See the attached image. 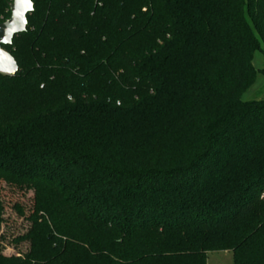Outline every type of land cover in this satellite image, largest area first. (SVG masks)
<instances>
[{"label": "trees", "instance_id": "trees-1", "mask_svg": "<svg viewBox=\"0 0 264 264\" xmlns=\"http://www.w3.org/2000/svg\"><path fill=\"white\" fill-rule=\"evenodd\" d=\"M32 1L0 74V228L1 182L34 190L31 245L0 264H264V0Z\"/></svg>", "mask_w": 264, "mask_h": 264}, {"label": "rangeland", "instance_id": "rangeland-1", "mask_svg": "<svg viewBox=\"0 0 264 264\" xmlns=\"http://www.w3.org/2000/svg\"><path fill=\"white\" fill-rule=\"evenodd\" d=\"M13 0H8L12 2ZM6 21V20H5ZM253 65L257 72L254 86L244 95L245 101L264 99V55L258 50L254 54ZM1 200L4 213L0 228V255L6 258L24 259L30 252V240L26 237L30 229L28 217L35 205V193L32 189H18L1 182ZM19 210L23 212L20 214ZM231 251L210 252L207 264H233Z\"/></svg>", "mask_w": 264, "mask_h": 264}, {"label": "clouds", "instance_id": "clouds-1", "mask_svg": "<svg viewBox=\"0 0 264 264\" xmlns=\"http://www.w3.org/2000/svg\"><path fill=\"white\" fill-rule=\"evenodd\" d=\"M15 4L17 7L13 15L21 21V24L17 26V24L12 23L10 27H7L6 35L4 38H0V43L11 44L14 33L26 30L24 25L27 24V20L24 17V13L27 11H34L32 0H15ZM0 71L13 74L18 71V66L14 58L3 50H0Z\"/></svg>", "mask_w": 264, "mask_h": 264}, {"label": "water", "instance_id": "water-1", "mask_svg": "<svg viewBox=\"0 0 264 264\" xmlns=\"http://www.w3.org/2000/svg\"><path fill=\"white\" fill-rule=\"evenodd\" d=\"M32 3H33V5H34V2H33V1H32ZM8 7H9V10H10L11 16H10V18L7 19L6 21L0 23V38H4V37H5V35H6V28H7V27H10L12 23L17 24V26H19V25L21 24V21H20L18 18L14 17V15H13V13H14V11L16 10V7H17L16 4H15V0H13L12 2H9ZM32 13H33V11H27V12L24 13V17H25V19L27 20V24L24 25V28H25L26 30H24V31H17L16 33H14L13 36H12V43H11V44L0 43V50H3L5 53H7V54H9L11 57H13L12 54L9 53V52L5 49V47H7V46H11V45L13 44V40H14V38H15L16 36H18V35H20V34H23V33H25V32L27 31V28H28V16L31 15ZM13 58H14V57H13ZM14 60H15V58H14ZM15 62H16V65L18 66V63H17L16 60H15ZM18 72H19V66H18V71H16L14 74H13V73H9V72H2V71H0V74H3V75H9V76H14V75H16Z\"/></svg>", "mask_w": 264, "mask_h": 264}]
</instances>
